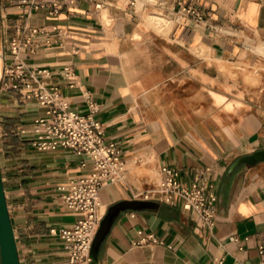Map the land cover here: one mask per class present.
<instances>
[{"label":"crops","instance_id":"obj_1","mask_svg":"<svg viewBox=\"0 0 264 264\" xmlns=\"http://www.w3.org/2000/svg\"><path fill=\"white\" fill-rule=\"evenodd\" d=\"M157 1L0 0V76L13 59L3 44L28 40L17 62L57 87L70 108L88 113L93 105L105 140L115 142L127 166L143 160L158 176L162 166L177 168L187 186L214 184L209 229L180 199L172 205L138 194L147 179L127 167L125 180L101 188L100 203L105 212L121 200L139 203L115 216L94 264H213L219 257L222 264H264V160L234 165L264 149V107L243 109L241 92H225L235 84L223 82L221 92L213 85L222 63L258 60L245 61L247 48L258 57L264 48V0H195L200 21L176 18L179 0ZM151 8L169 15L165 22L147 21ZM202 86L209 98L201 99ZM42 112L34 98L0 91L2 182L19 264H71L50 229L78 218L58 186L88 168L69 149L32 147ZM147 235L157 241L139 242Z\"/></svg>","mask_w":264,"mask_h":264},{"label":"built area","instance_id":"obj_2","mask_svg":"<svg viewBox=\"0 0 264 264\" xmlns=\"http://www.w3.org/2000/svg\"><path fill=\"white\" fill-rule=\"evenodd\" d=\"M194 2L195 0H179L175 10L176 18L202 20V12ZM163 3L164 0L156 2L160 6ZM53 5L56 3L53 2ZM27 42L28 40L22 41L14 37L3 44V48L9 50L13 59L3 65L0 91H13L20 97L34 98L42 107V114L34 119V134L30 139L32 147L39 151L69 149L81 156L80 167L88 168L84 173L71 178L67 184L58 186L62 192V204L76 212L78 218L71 225L51 228L50 232L57 234L64 243L71 264H91V246L105 214L98 213L99 191L106 182L121 179L116 177L123 163L120 149L115 142L105 140L99 121L93 115L96 111L93 105L89 106L88 113L70 108L57 87H47L22 62H17L20 48ZM64 70L66 75L72 73L68 66ZM37 72L48 74L46 69ZM160 174L159 181L151 190L140 193L142 197L148 199L154 194L172 205H176L180 199L182 208L195 213L201 227L211 229L215 222L217 201L214 184L195 180L187 186L180 182L179 170L175 167L162 166ZM146 240L157 241L152 235H147L140 238L139 242ZM222 263L223 258L219 257L213 264Z\"/></svg>","mask_w":264,"mask_h":264},{"label":"rangeland","instance_id":"obj_3","mask_svg":"<svg viewBox=\"0 0 264 264\" xmlns=\"http://www.w3.org/2000/svg\"><path fill=\"white\" fill-rule=\"evenodd\" d=\"M153 11H159L163 14H166L164 11H161L160 9L151 8L145 16L149 12ZM159 13L156 12L155 15L148 14L146 19L149 22H152L153 24L159 25V23L165 22V20L161 19H167V16H164L163 14L158 15ZM152 23H149L153 28L156 29L152 25ZM157 30V29H156ZM248 55L246 62H255L250 65H238L234 63L230 64H224L222 63L220 65L219 71L220 74L217 73L218 79L216 84L214 83V87L216 88V91H225L224 83H230L235 84V87H231V90L225 91L229 92L232 97L237 96L239 97V93L242 94V100L244 103L248 105H244L243 109H248L253 111L254 107H264V48L262 50H259V57L258 55L254 54L251 50L248 48L246 49ZM211 82V81H210ZM201 99L209 98L210 95L208 94L207 89H205L203 86L201 87ZM201 108H203L201 106ZM128 169L131 171L132 174L140 175L139 178L142 179V181H145L144 178L147 179L148 186H155L158 182L159 176L158 173L155 172L151 167L147 166V163L143 160H140L138 162L131 163L130 166H127ZM149 170V171H148ZM151 170V172H150ZM150 172L153 176V178H150L148 176L147 172ZM146 173V175H145ZM147 187V186H145ZM153 196H155L153 194Z\"/></svg>","mask_w":264,"mask_h":264},{"label":"water","instance_id":"obj_4","mask_svg":"<svg viewBox=\"0 0 264 264\" xmlns=\"http://www.w3.org/2000/svg\"><path fill=\"white\" fill-rule=\"evenodd\" d=\"M259 160H264V149L253 151L250 154L240 157L234 165L245 162L253 164ZM138 201L121 200L117 203L110 205L107 212L101 220L100 227L97 231L95 239L92 243L90 257L92 258L91 264L97 261L98 247L109 230V227L119 213L120 210L127 207H135ZM0 264H19L18 249L16 245L15 233L12 227L5 190L2 182L1 169H0Z\"/></svg>","mask_w":264,"mask_h":264},{"label":"bare ground","instance_id":"obj_5","mask_svg":"<svg viewBox=\"0 0 264 264\" xmlns=\"http://www.w3.org/2000/svg\"><path fill=\"white\" fill-rule=\"evenodd\" d=\"M156 12L157 13H159L158 15H160V14H163L162 12H159V11H153V12H151V13H149V14H151V15H155L156 14ZM164 16H169V15H167V14H163ZM151 167V166H150ZM149 171V170H148ZM127 172H128V170H127V164H126V162H123L122 163V166H121V169L118 171V174L116 175V177H119V178H121V179H123V180H125L126 179V175H127ZM147 172V171H146ZM150 172H151V170H150ZM150 172H147V174H148V176H150V178H153V176H152V174L150 173ZM141 175V174H140ZM145 175H146V173H145ZM160 176H161V174H159V179H160ZM159 179H158V181H159ZM108 183H112L111 181H108V182H106V184H108ZM105 184V185H106ZM153 187L152 186H147V187H145V188H141L140 189V191H139V193L138 194H140V193H142L143 191H145V190H151ZM100 192V191H99ZM105 212V209L101 206V203H100V199H99V195H98V213L99 214H102V213H104ZM107 212V211H106ZM106 212H105V214H106ZM104 214V215H105ZM104 217V216H103ZM103 219V218H102ZM100 224H101V222H100ZM99 227H100V225L98 226V229H99ZM98 229H97V231H98ZM97 231H96V233H95V236H96V234H97ZM95 236H94V239H95ZM94 239H93V241H94ZM91 248H92V246H91ZM92 259V258H91Z\"/></svg>","mask_w":264,"mask_h":264}]
</instances>
